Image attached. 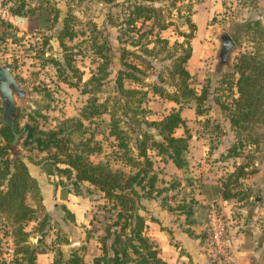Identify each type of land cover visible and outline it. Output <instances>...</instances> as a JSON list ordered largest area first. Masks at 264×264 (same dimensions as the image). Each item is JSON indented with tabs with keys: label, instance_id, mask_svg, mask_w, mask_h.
<instances>
[{
	"label": "trees",
	"instance_id": "16d2710c",
	"mask_svg": "<svg viewBox=\"0 0 264 264\" xmlns=\"http://www.w3.org/2000/svg\"><path fill=\"white\" fill-rule=\"evenodd\" d=\"M10 1L11 5L7 7V10L11 14H22L25 0ZM36 1L38 2L36 8H49V0ZM102 1L107 3L114 0ZM65 5L68 7V0ZM67 7L64 15L59 17V9L52 4L49 8L50 23L46 29L60 20L61 25L55 39L62 52V58L52 61L56 65L58 75H63L62 81L73 85L74 83L67 78L68 71L72 73L70 77L75 78L76 81H80V75L71 65L75 52L70 50L66 42H70L77 33L73 30V25L79 21L70 14ZM33 10L35 8L28 9L26 12L32 14ZM126 10L119 26L121 25L120 27H123V31L127 33H138V36L134 40L119 38V41L134 48L128 50L124 45L120 48L119 68L114 71L112 79L114 91L119 95V100H115L112 108L107 105L106 99L99 101L93 94H88L76 116L61 118L56 124L48 127L39 125L31 114H28V121L19 127L16 111L13 117L15 132L18 133V138L24 133L22 141L28 145L29 152L33 151V157L29 154L22 157L15 147L11 146L13 133L2 121L0 126V228L4 222L8 225L9 229H5L1 234L4 236L8 234L13 246L8 253L11 256L6 263L35 264L36 255L43 253L45 248L51 249L49 246L67 243L63 233L56 235L49 244L45 243L46 245L42 247L40 243L35 245L28 243L27 238L32 232H36L40 238L44 239L48 233L46 228L49 215L42 202L38 181L29 172L26 162L37 166L39 173L49 178L54 188L58 186L63 192L69 191L74 195L95 191L104 199L103 209L107 215L103 229L104 235L97 242L100 253L92 257V264H170L161 257L156 241L144 232L146 222L141 214L144 209L142 199L150 200L160 197L162 208L183 215L186 223H198V208H203L202 204L200 205V202L192 197L179 202L175 201L176 204H169L175 195H169L168 190L174 189L176 180L170 181L166 188L158 186L162 182L159 177L161 170L155 167V161H160L162 164L169 161L181 172H186L185 155L189 134L179 109L182 103L193 100L197 113H200L197 106L205 99L207 93L205 86L199 91L191 86V75L184 67L186 60L190 57L188 38L192 36V33L191 31L188 34L181 33L185 38V46L179 43L180 50L172 56H167L169 62L162 67L166 72L165 78L158 73L157 84L144 83L143 77L146 76V71L153 66L155 46L158 45V48L165 49L166 52L169 49L168 41L159 36L158 30L165 29L170 23L152 20L148 28L140 32L136 25H142L149 20V12L152 8L134 0L126 7ZM7 25L9 27V24L0 21V32ZM86 25L93 24L87 22ZM189 26L193 29L191 23ZM153 27L157 29L155 32L152 31ZM49 37L50 35H42V46L47 44ZM142 37H144L143 41ZM91 39L93 52L99 62L95 72L90 74L88 82L98 86L101 79L107 78L110 74L108 67L112 62V54L106 41L98 43L96 38ZM129 55L132 60L127 59ZM233 68L232 75H235V78L232 83L226 84V88H234L236 97L231 100V105L224 101H216V103L221 111H228L227 119L230 127L248 130L252 124L264 119V46H257L240 53ZM125 81L135 86H125ZM162 84L171 87L172 92H169ZM137 86H146V90L139 89ZM81 92L91 93L85 88ZM147 92L178 104V108L171 109L160 119L143 121L145 126L129 138L118 125L119 118L115 109L122 106L120 101L124 98V102L130 103L133 109L138 111L137 107L139 108L140 103L146 98ZM177 128L182 129L180 135H175ZM244 137L247 138V133ZM242 147L241 140H238L228 145L221 157L234 159L240 155ZM93 155L98 156V160L92 161L90 156ZM245 167L244 163L234 166L233 170L218 183L217 191L221 200L235 197L238 193L232 190L236 189L239 178L246 173ZM51 178L56 180L53 181ZM242 197L236 199L240 200ZM60 209L66 220L74 221L73 214L65 206L61 205ZM29 222L35 224L26 229ZM187 232L193 235L191 230ZM193 236L201 241L204 234ZM109 237L111 238L106 244L105 240ZM260 240H264V232ZM81 248L83 247L77 250ZM61 257L60 248L55 249L51 264L82 263L76 249L72 250L63 262ZM3 261L4 259L0 260V264H5Z\"/></svg>",
	"mask_w": 264,
	"mask_h": 264
},
{
	"label": "rangeland",
	"instance_id": "374dc122",
	"mask_svg": "<svg viewBox=\"0 0 264 264\" xmlns=\"http://www.w3.org/2000/svg\"><path fill=\"white\" fill-rule=\"evenodd\" d=\"M133 1L114 0L105 3L102 0H68L67 7L65 5L66 0H49V8L52 4L55 6L59 2V17L64 15L67 7L70 14L79 21L73 25V30H76L77 33L70 42H66L70 50L75 52L72 56L71 65L76 68L80 75V81H76L75 78L70 77L72 73L68 71L67 78L74 83L73 85L62 81L63 75H58L56 65L52 61L62 58V52H60L55 39L61 25L60 20L46 29L50 23L51 13L49 8H36L38 6L36 0H25L20 15L11 14L9 10H6L5 16L0 17V21L9 24V27L7 25L0 32V64L5 62L13 64L11 74L25 90V96L21 100L15 98L19 127L28 121V114L34 116L39 125L43 127L53 126L61 118L74 117L88 94H93L99 101L106 99L107 105L111 108L112 105L114 106L115 100H119V95L114 91L112 79L114 71L119 68L120 48L122 45L128 50L134 48L124 44L123 41H119V38L124 40L132 38L134 40L138 36V33H127L123 31L124 28L120 27L121 25L119 26L127 12L126 7ZM136 1L152 8V11L149 12V20L142 25H136L140 32L146 30L150 22L153 21L170 23L165 29L158 30L159 36L168 41L169 49L166 52L165 49L158 48V45L155 46L154 52L156 53L152 60L153 66L146 71V76L143 77L144 83L157 84L156 76L158 73L165 78L166 72L162 67L169 62L167 56H172L180 50L179 43H183L185 46V38L181 33L188 34L190 31L192 33V36L188 38L191 50L190 57L186 60L184 67L191 75V86L197 91L205 86L207 93L205 99L197 106L200 113H197L196 104L193 100L182 103L179 109L189 134L188 151L185 155L187 167L186 172L182 173L194 183L201 179H211L219 183L228 172L233 170L234 166L241 163L246 164L244 168L246 173L239 178L236 189L232 190L238 192L235 197L226 199L225 204L221 200L200 203L203 208H198L197 224L186 223L183 221L184 218L180 221V229L182 231L185 229V233L188 234L187 230H191L193 235L204 234L200 242L207 252L208 263L222 264L223 255L217 253L215 245L208 241L209 222L207 215L209 204L213 205L215 214L224 224L225 237L229 243V228L234 229L235 227L240 230L248 223L245 219V216L248 215V207L253 208V216L256 218L254 220L264 227V119L252 124L248 130L234 129L229 125L228 111H221L216 103V101H224V103L230 104L231 100L236 97L234 88L227 89L226 84L232 83L235 78V75H232L233 64L238 55L251 48L264 46V0ZM32 8H35L32 14L26 12ZM87 22L93 25H86ZM190 23L193 25V29L189 26ZM156 30L155 27L152 28L153 32ZM222 31L233 37L235 50L230 53L227 63L219 66L217 58L218 36ZM44 34L50 35V37L47 44L42 46V35ZM92 37L96 38L98 43L106 41L112 54V62L108 67L110 74L107 78L101 79L98 86L88 82L90 74L95 72V67L99 62L93 52ZM143 38H141L142 41ZM41 51L42 53H40ZM127 59L132 60L131 55ZM124 85L135 86L126 81ZM162 85L167 87L165 84ZM83 88L90 90L91 93L81 92ZM137 88L146 90V86H137ZM167 90L172 92L173 89L167 87ZM120 104L122 106L115 109L119 118L118 125L129 138H132L138 129L145 126L143 121L160 119L171 109L178 108V104L159 98L150 92H147L146 98L140 103L139 108L137 107L138 111L133 109V105L130 103L124 102V98L121 99ZM1 111L2 103L0 101V126H2ZM181 132L182 129L177 128L175 135H180ZM246 133L247 138L244 137ZM23 135L24 133L21 134L20 138H17L12 147H15L22 157L27 154L33 157V151L29 152L28 145L22 141ZM238 140H241L243 146L240 155L234 159L222 158L221 156L227 146ZM98 158V156H90L92 161H96ZM26 164L32 175H37L39 181L43 180L40 179L41 174L37 166L29 162ZM166 164L155 161L156 169L161 170L159 177L162 182L158 186L165 188L173 180V178L163 179L167 178L164 174L168 172L171 174L170 172H172ZM180 176L183 175L180 174ZM51 179L56 180L55 178ZM184 181L187 182L186 179ZM48 183H50L49 178H47L46 183L41 181L40 184L48 187ZM242 195L244 196L242 197ZM239 197L242 198L237 200L236 198ZM80 198L81 200L79 199V202H76L77 204L74 206L76 216L73 223L81 229H78L79 232L77 233L70 234V240L67 239V243L82 242L78 247L71 248L69 252L76 249L77 254L81 257V264H92L91 256L99 252L97 251V242L104 235L103 229L107 218L103 209L105 201L95 191L84 193ZM141 203L144 208L141 214L144 216L145 222L147 220L157 223V219L150 215L148 206L146 208V199H142ZM169 204H176L175 200H171ZM50 217L49 219H52ZM150 219L152 220L150 221ZM52 222L54 223L56 220L52 219ZM30 226H33L31 222L26 225V229L31 228ZM192 226L196 227L197 231ZM5 229L9 228L4 222L0 228V260L4 259L3 262L9 264L6 262L11 256L8 253L13 246L8 234L5 236L1 234ZM144 232L146 234V227ZM36 235V232H32L28 236L27 241L30 245L37 243ZM110 238H106V244ZM46 241L45 239L41 241L40 247L46 245L44 243ZM65 244L58 246L50 244L52 245L51 251L54 253L57 248H60L61 251V247ZM79 247L83 248L78 251ZM226 250L233 255L230 248H226ZM83 259H85L84 263ZM44 262L41 260L40 264H44ZM61 262H63L62 257Z\"/></svg>",
	"mask_w": 264,
	"mask_h": 264
},
{
	"label": "crops",
	"instance_id": "0c3cea01",
	"mask_svg": "<svg viewBox=\"0 0 264 264\" xmlns=\"http://www.w3.org/2000/svg\"><path fill=\"white\" fill-rule=\"evenodd\" d=\"M55 6L60 9L59 2ZM166 163L172 172H170L171 174H169V172L164 174L167 178L163 179L169 180L170 178H173V180H176L174 189L168 190L169 195H175L173 200L179 202L182 199L187 200L189 197H192L194 200L202 204L206 201L221 200L218 196L217 181L211 179H201L196 181V183L192 180L188 181V176L183 174L171 162L168 161ZM180 174L183 176L181 177ZM33 176L38 181L42 194V202L46 212L49 217L51 215L52 219L56 220V222L53 223L52 219H49L46 228L48 233L44 237L47 241L44 243L49 244L56 235L62 233L69 241L70 234L72 235L74 232L77 233L81 229L75 226L73 222L75 221L76 216L74 206L77 204L76 202H79V199L81 200L80 196L82 195H74L69 191L63 192L60 187L57 186L54 188L51 183L47 184L48 187L41 186V181L46 183V176L41 174L40 179L43 180L40 181L37 175ZM184 179H186L187 182L184 181ZM155 199V201L154 199L146 200V208L148 206L147 209L150 211V215L157 219V223L151 220V222L146 221V234L157 241L161 257L170 264H214L213 262L208 263L207 252H205V247L200 242L199 238L195 236L192 237V235H188L180 229V221L182 220L183 215L172 214V212L161 207L160 197H156ZM221 201L223 204L226 203L224 200ZM61 205L65 206V208L73 214L74 221L70 222L63 217V212L60 209ZM252 209L253 208L248 207V215L245 216L248 223H246L244 228H241L240 230H237L235 227L234 229L231 227L229 228L230 250H232L234 256L233 264H264V240H260L261 235L264 232V227L254 220L256 218L253 216L254 213L252 212ZM31 224L34 225L35 223L31 222ZM192 228L197 231L196 227L192 226ZM35 238H39L36 244L41 243V241L44 240L37 235ZM78 242L80 244L82 243L80 241ZM49 247L51 248V246ZM69 253L70 252H68V254ZM95 254L96 253L91 257ZM52 259L53 252L51 249L45 248L43 253L36 255L35 264H40L41 260L45 261L44 264H51ZM84 261L85 259H83V263Z\"/></svg>",
	"mask_w": 264,
	"mask_h": 264
},
{
	"label": "water",
	"instance_id": "95a60500",
	"mask_svg": "<svg viewBox=\"0 0 264 264\" xmlns=\"http://www.w3.org/2000/svg\"><path fill=\"white\" fill-rule=\"evenodd\" d=\"M218 40V65L222 66L227 63L230 53L235 50V43L233 38L224 31L219 34ZM12 68L13 64L11 62L0 64V101L2 103L1 119L9 126L10 131L13 133L11 146L15 144L18 138V133L15 132V124L13 121V116L16 113L15 98L21 100L25 96L23 86H21L11 74ZM156 138L158 137L156 136ZM38 239L39 238H37V240ZM79 244L78 241H72L62 246V260H65L71 248L76 247Z\"/></svg>",
	"mask_w": 264,
	"mask_h": 264
},
{
	"label": "built area",
	"instance_id": "2783aa9c",
	"mask_svg": "<svg viewBox=\"0 0 264 264\" xmlns=\"http://www.w3.org/2000/svg\"><path fill=\"white\" fill-rule=\"evenodd\" d=\"M11 5L10 0H0V17L5 16L7 7ZM209 234L208 241L215 245L217 253L223 255L222 264H233L234 256L229 253L226 248H230V243L227 240L224 224L215 214L212 204H209L208 209Z\"/></svg>",
	"mask_w": 264,
	"mask_h": 264
}]
</instances>
